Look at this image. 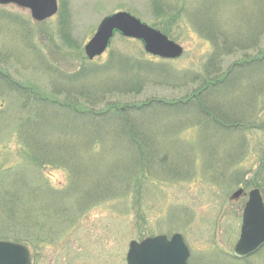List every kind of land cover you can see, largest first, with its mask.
I'll return each instance as SVG.
<instances>
[{
  "label": "rangeland",
  "instance_id": "rangeland-1",
  "mask_svg": "<svg viewBox=\"0 0 264 264\" xmlns=\"http://www.w3.org/2000/svg\"><path fill=\"white\" fill-rule=\"evenodd\" d=\"M57 2L43 21L0 4V240L32 264H127L132 240L180 233L190 264H264L235 253L247 193L264 199V0ZM119 11L183 55L117 33L88 58Z\"/></svg>",
  "mask_w": 264,
  "mask_h": 264
},
{
  "label": "water",
  "instance_id": "water-1",
  "mask_svg": "<svg viewBox=\"0 0 264 264\" xmlns=\"http://www.w3.org/2000/svg\"><path fill=\"white\" fill-rule=\"evenodd\" d=\"M0 4H16L28 8L32 17L43 21L58 11L57 0H0ZM116 32L140 40L146 52L165 59H176L183 55L181 44L170 39L139 18L126 11L106 16L95 35L85 46V53L92 59L101 55L111 43ZM242 190L235 192V196ZM264 244V200L260 189L249 193L242 219L240 238L235 246L239 255H247ZM189 248L180 233L168 237L165 234L150 236L141 241L132 240L127 252V264H188ZM0 264H31L26 245L16 241L0 240Z\"/></svg>",
  "mask_w": 264,
  "mask_h": 264
},
{
  "label": "trees",
  "instance_id": "trees-1",
  "mask_svg": "<svg viewBox=\"0 0 264 264\" xmlns=\"http://www.w3.org/2000/svg\"><path fill=\"white\" fill-rule=\"evenodd\" d=\"M168 35H169V33H167ZM170 36V35H169ZM172 37H174V36H172ZM171 37V38H172ZM220 53H221V51H220ZM217 55V54H216ZM264 61V60H263ZM262 61V62H263ZM143 62V61H142ZM216 73H218L217 71H216ZM225 76H223L222 77V79H218L219 80V82H225L226 80H227V78H224ZM217 83H213L212 84V86H215ZM124 85H126L127 87H128V83H126V84H124ZM122 87V86H121ZM205 89H209L207 86H205L204 87V89H200V92H202L203 90H205ZM214 96V95H213ZM209 97H210V94H209ZM41 101H43V100H41ZM199 103L201 104V108L204 110V108L206 107V106H204V104H203V101H202V99L201 98H199ZM213 106V108H211L210 110L211 111H217V110H224L223 108L222 109H219L218 107H219V105H212ZM129 107V106H128ZM131 107V106H130ZM230 108V107H229ZM127 110H129L127 107H123L122 109H120V110H116V112H121V113H125V112H128ZM227 110H230V109H227ZM208 110H206L205 112H207ZM224 113H226V115H227V112H226V110H224ZM129 120V119H128ZM131 120V119H130ZM129 122V121H128ZM235 122V124L236 125H238V123L240 124V125H242V124H244V122H241V121H234ZM245 125V124H244ZM246 126V125H245ZM244 127V126H243ZM252 127H254V126H252Z\"/></svg>",
  "mask_w": 264,
  "mask_h": 264
},
{
  "label": "flooded vegetation",
  "instance_id": "flooded-vegetation-1",
  "mask_svg": "<svg viewBox=\"0 0 264 264\" xmlns=\"http://www.w3.org/2000/svg\"><path fill=\"white\" fill-rule=\"evenodd\" d=\"M262 247H264V245L260 246L258 250H260ZM258 250H257V251H258ZM254 253H255V252H254ZM237 257L243 258V257H246V256H238V255H237Z\"/></svg>",
  "mask_w": 264,
  "mask_h": 264
}]
</instances>
